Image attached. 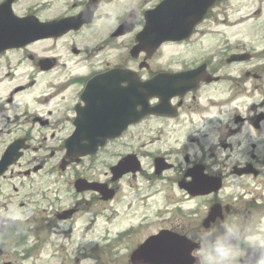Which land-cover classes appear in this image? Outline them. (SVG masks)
<instances>
[{"label":"rangeland","instance_id":"obj_1","mask_svg":"<svg viewBox=\"0 0 264 264\" xmlns=\"http://www.w3.org/2000/svg\"><path fill=\"white\" fill-rule=\"evenodd\" d=\"M118 11L119 9L114 10L113 13L116 14ZM201 29L205 30L202 32V36L193 38L189 43L181 45H163L153 57L151 56V59L148 60L149 71L155 70L161 66L181 68L183 66L193 65V62L197 63L205 53H209L210 51L216 53V49L219 51L222 49H227L228 51L243 48L256 49L257 54L255 53V58L250 63L228 64L223 61V63L220 64L221 68L219 73L226 75V78L204 88L206 96L212 98L215 102H218L220 96H228L234 93L233 90H235V94H240L238 90L241 89L243 85L239 86L237 90L236 79H244L241 75L244 69L262 68L263 70L261 72L262 74L264 73V66H260L264 62V0H229L226 5L214 10L209 20L201 26ZM121 38H125L124 42L121 41V39L117 40L115 44L110 45L108 48V50L111 51L106 53H112L113 63L120 62L135 66V63L137 64L136 59L125 57L127 56V47L130 46L132 41L128 43L126 37ZM67 40L69 41L70 39ZM63 43L64 42L58 41L57 44L60 46V44ZM89 45L90 44H85V46ZM104 48L106 49V47ZM60 52H65V50L61 49ZM63 56L58 58L56 67L49 73L44 74L42 79L49 77L50 80H53V78L56 80V78L59 77L61 80H64L65 69L61 68L64 62L68 64L72 63L73 68H79L82 61L85 62V56L79 57L81 64L77 63L79 62L78 59H75V61L73 57L71 58L69 55ZM101 57L102 54L98 55V58ZM11 68H14L11 58L0 59V78L2 81L5 80V77H3L5 73ZM25 71V69H18L16 73L17 77H13V79L6 82L4 88L0 91V95L6 96L7 90H10L13 85L19 83L26 84ZM29 71L30 69L28 68V72ZM28 74L31 76V73ZM39 76L40 74L36 77L39 85L36 84L30 88L27 87L24 91L15 96V101L3 109V114H10L19 110L22 101L25 99L29 102L31 100L30 103H33V99L39 95L40 91H43L41 88L42 79L40 80ZM23 80L24 82H22ZM58 83H60L59 80ZM61 83H64V81H61ZM247 84L249 85L248 87L253 84L260 87L262 80L251 78L248 79ZM73 88L75 89L76 87L73 86ZM255 95V97L249 98L247 101L258 100L260 96H258L257 93H255ZM62 105L63 104L59 105L52 116L58 113ZM34 106L35 109H44L39 107L37 103L34 104ZM217 107L218 105H213L211 101L207 102V100L200 96L191 98L189 95L185 99L184 111L180 116L181 119L170 121V129L166 127L168 136H162L156 131L160 120L150 118V120L144 122L142 125L133 127L122 140L116 141L113 145L109 146L105 153L92 161L91 166H88V160H86L83 166H81L84 168H80L81 172H83L81 175H84L87 180L97 179L99 182H107L106 184L116 189V195L111 200L102 201L98 199L97 195L92 193L75 194L73 183L77 173L75 170H78L77 165L66 166L64 169L66 172L64 171L65 173H61L65 176V179H62L60 174H58L56 176L58 178L56 183L52 181V175L49 177L50 180L45 175H42L41 169V173L39 177L36 176V180H38L40 185L47 189L48 192H46L47 196L43 198L39 195L37 187H35L36 194L32 198L33 204L28 205L31 211L35 212L34 219H32V222L35 221V224L32 226V222H26L22 225L27 227L25 232L29 231L31 232L30 234H32L27 237L30 240L41 237L43 240L42 243H46L47 245V249L49 250L48 253L50 251L52 253V250H54L53 248H59V246H57L59 244L64 245L62 249L65 250L66 253H71L72 255L73 253H77L78 249H81L82 253H84V255L87 254L86 257L89 258L82 259V263L80 264H116L115 262L118 261V255L126 253V255L129 256L131 249L136 245L135 243L142 239V230H138L137 234L135 233L133 237L123 238L119 236L118 238L119 231L126 227L128 219L137 220L143 212L154 213L157 211H168L172 208L171 215L177 216L180 219V223H182L181 228L185 229L186 235L190 239H195L208 245L215 243L212 240L215 234L199 228L200 218L203 219L206 215V208L201 203V200L178 201L177 198L185 197L181 196L174 181L161 182L160 179L153 177L152 163L147 153L155 152L159 147L167 148L169 145H173L176 149L185 144V149L193 153L197 151V145L199 143L205 144L207 150H215L217 142L222 141L221 137L217 136L219 128L213 131V122L204 116L214 114V110H216ZM190 118L194 119V127H200V133H202L200 134V139L192 144H189L185 135L182 134L190 129L187 124H184V122L188 121ZM46 127L47 125L44 128ZM39 128V126H35L34 142L40 149L35 153L30 151L25 159L34 154L38 156V161L44 164V168L45 165L47 166L50 163H55L62 153L58 152L53 156L50 153L47 157L41 156L46 154L47 144L49 142H54V140H50L48 137L43 138L39 135V131H41ZM61 129L67 130L68 126L64 125ZM172 129L176 130V132ZM138 135H141V137ZM176 137H181V139L175 141ZM130 150L137 151L142 155L144 170L135 177L128 175L122 180L111 182L110 164L116 163L120 159L119 155ZM41 163L35 161L31 165ZM148 178H150L151 181H148ZM3 181L9 184L10 192L8 194L14 200V203H12L14 204V209H17V195H13L14 192L12 191L9 179H3ZM18 181L19 179H17L16 183H18ZM159 187H162V190L169 191L172 200H169V202L165 200L164 197L161 196V191L160 193L157 191ZM227 192L228 195L232 192L236 195L241 191L233 186L228 187ZM3 200H5L4 193H1L0 201ZM234 201H236V196ZM75 203H79V213L76 215L77 219L74 227L68 223L54 219L51 215V213L54 212L52 211L53 209L67 208ZM237 205V207L243 209L246 204L243 202ZM23 209L26 210V208ZM13 211L17 213L15 210ZM11 215L18 217V215ZM28 216H30V214ZM166 217H168V215H166ZM88 218L94 222L86 228ZM231 221L235 222L240 229L244 228V225H247L249 222V220H244V218ZM157 222H161V220H157ZM49 226L51 227L49 228ZM33 227V230L40 228V231L35 232L31 230ZM54 231L56 232L49 235L50 232ZM240 231L246 234L251 232L249 229ZM113 241H115L114 244L116 245L106 246L107 244H113ZM91 245H94L95 250L88 253ZM117 246L122 248L119 253L117 251L119 249ZM111 249L114 250L111 251Z\"/></svg>","mask_w":264,"mask_h":264},{"label":"flooded vegetation","instance_id":"obj_2","mask_svg":"<svg viewBox=\"0 0 264 264\" xmlns=\"http://www.w3.org/2000/svg\"><path fill=\"white\" fill-rule=\"evenodd\" d=\"M4 1L6 0H0V4ZM89 1L90 0H12L10 4L12 11L11 16L15 23L23 24V32L26 31L25 27L29 24L26 19L27 17H36L41 22H55L58 29L53 35H46L45 37L37 39L23 38L19 45L7 46L0 50V59L3 56L5 58H11L14 67L24 68L27 71L29 68L30 73L34 75L35 72H37V74H40L41 79L44 74L49 73L55 68L59 57L69 55L71 58L73 57L74 60H79L80 56H85V62L82 61V64L81 62H77L82 65L81 67L66 68V83L59 84L54 78L53 80H50L49 77L41 80V83L43 84L42 92H45L47 95V97L43 96L44 100L49 101L58 97L62 99V102L66 103L67 107H69V111L63 117H59L62 124L69 125V128L63 131L67 134H70L73 131V122L77 118L78 108L85 105L83 92L90 79L107 72L115 65L136 71L139 79H142L143 81L150 77V73L148 74L146 69L140 68V65L145 60V53H139L137 57L132 58L130 55V46L127 47V56L125 57L137 60V64L135 63V66H133L120 62L113 63L112 53L106 52L111 51L108 50V48L110 45L115 44L116 39H121V41L124 42L125 38L121 37H126L128 43L131 41L134 42L138 31L145 25V12L153 9L159 2H161V0H93L97 2V9L94 12L87 10L83 20H77L76 18L85 10L84 5ZM115 1H123V7L119 9L115 15L116 19H110L111 16L105 11V9L108 8L109 5L112 7ZM119 14H124V18L120 21L117 18ZM11 16L6 17V23L8 25L13 24V20L10 19ZM126 19H129L128 28L131 30H124V32L119 35L120 37L116 38L113 34L114 31ZM3 33L4 32H2V34ZM67 39L70 40L68 41ZM58 41L64 43L58 46ZM99 41L102 43L100 46H98ZM85 44L90 45L85 46ZM89 47L92 49L99 47L97 51H102V53H100L102 54V57L98 58V55L100 54L91 52ZM104 47H106V49ZM61 49H64L65 52H60ZM45 59L53 60L49 61L52 63L51 68L41 67V62ZM219 70V68L210 69V72L212 75H219L220 81H222L226 78V75L220 74ZM262 70V68L246 69L241 73L246 80L251 78L262 80L260 87L254 84L248 87L249 85L245 84V86L239 91L242 95V101L255 97V93L260 96L258 100H251L252 103L249 105H246V102L243 103V107L247 109L245 114L242 115L237 113L238 110L234 111L235 114L232 110H228L225 105H220L219 109L215 110L214 115H211L209 119L213 122V131H216V129L219 128L217 136L221 137V139L226 135L231 138H238V140L234 139L236 150L239 154L238 159H240V164L238 163L237 166L246 164L254 166V164H258L260 167L256 168L258 170L259 179L257 182L264 188V73L262 74ZM33 81L34 80L31 77V82L28 87L33 86ZM73 86L76 88L74 89ZM207 86L209 85L201 84L196 93L188 94L182 99L177 97L174 98L172 103L175 105L177 104L176 106L179 108L178 116L173 119L170 117H157V119L160 120L159 125L161 127L164 126L166 130L167 128L170 129L169 122L179 120L181 113L184 111L183 107L185 105L186 97L190 95L191 98H196L198 92ZM26 88L27 87L24 85L17 84L10 90H7L6 96L0 95V111L6 106L11 105L15 101V96ZM94 89L97 90L98 88L94 87ZM234 98L235 97L232 99ZM153 102H157V100H153ZM223 104H225V102H223ZM48 105L50 106L51 103ZM92 117V115L87 116L89 119ZM47 123L48 118L36 117L32 113L31 115H28L27 110L24 107L17 110L12 115L0 114V155L6 147L16 141L19 142L22 149H24L22 150L23 153L20 160L15 165L9 167L5 174L0 176V193L3 192L2 189L6 191V194L10 192L9 184L2 182L3 179H9L13 191L16 192L18 191L16 181L20 178L21 181H19V183H21L23 187L26 186L29 188L22 197L25 199L33 197L34 175L36 172L39 173L41 171L40 169H42L43 164H39V166H37L39 168L35 170L36 165L31 164L35 162L36 159L34 157H28L24 160V158L30 151L36 152L35 150H38L34 145L35 124L44 127ZM257 123L259 124L258 127L256 126ZM184 124H187L188 127L193 129L194 120L190 118L188 121H185ZM242 131L253 133L254 136L243 134ZM174 132H176V130H174ZM52 135L54 136V134ZM196 139L199 138L194 135L190 137L191 141H195ZM248 139L252 142L250 146L247 145ZM222 144H224V142ZM223 147L225 148L226 145H223ZM208 154L211 155V152H208ZM171 155L172 153L169 152L160 156H163L166 160L174 164V167L168 171H173L175 173L174 182L179 185V182H186L188 180L187 178L184 179V177L193 170L195 162H193L194 159L192 156H187V158L184 156V163H180L178 160L172 161ZM198 161L199 164H202L205 162L204 157L199 158ZM182 193L185 194V191ZM188 196L189 195H187V197ZM207 197H209V195ZM12 202L13 199L9 195L3 203H0V218L3 220L4 224H6V229L2 233V236L4 237L0 241V264H30V262L31 264L51 263V259H43V245L23 244L18 242L16 235L17 232L22 229V225L25 223L26 218L21 220L18 219V217L11 215L10 204H12ZM23 204L24 202H22L21 206H23ZM213 204H215V198H210L208 207L210 208ZM243 210L249 214L260 215L259 213L264 212V196L257 200L254 199L253 202L246 204ZM77 211L78 207L74 206V212L76 213ZM74 216L75 215L73 214L72 218ZM161 220L162 223H160L158 228L154 230L155 232L163 229L164 226L173 231L181 230L185 232V229L181 228L182 223H180V219L177 216ZM222 223L236 225L235 222L226 220L225 218H218L210 224V227H215ZM25 229L26 228H24V230ZM245 229H249L251 232L262 230L260 233L264 234V223H248L242 228V230ZM212 233L217 234V232ZM12 241L17 242L12 243ZM60 256L64 258V264L82 263V258L75 257V255L72 259L69 258L70 255L66 253Z\"/></svg>","mask_w":264,"mask_h":264},{"label":"water","instance_id":"obj_3","mask_svg":"<svg viewBox=\"0 0 264 264\" xmlns=\"http://www.w3.org/2000/svg\"><path fill=\"white\" fill-rule=\"evenodd\" d=\"M217 0H188V6L185 5V7L183 8V6H180L178 8V19L176 22L168 25V26H164L163 27V37H162V40H165V39H181L185 36H187L188 32L192 29V27L194 25H196V23H198L202 17L204 16L205 12L207 11V9L209 7H211ZM203 4V6H202ZM183 8V9H182ZM182 17V21H180V18ZM191 20L189 21V24L187 25V21L188 20ZM160 42V41H159ZM141 45H145L144 42L141 43ZM126 74V73H125ZM156 84L155 83H152V85ZM127 87L125 88H122V89H127ZM154 90V89H153ZM185 90V89H183ZM129 91V89L125 92V94ZM163 93L166 94L165 91H163ZM150 94H161V90L159 91H150ZM172 94H177V92H171L168 97L172 96ZM149 96V94H147ZM127 96V95H126ZM167 97V98H168ZM135 99V98H133ZM149 112H157L156 110L154 109H146V113H149ZM132 116H126L128 115V113L125 114V116L122 118V121L119 122V120H116L115 121V128L109 130V136H113L114 134H116V132H118V130H122L123 128L126 127V125H128L129 123L133 122V121H136L138 120L137 117L138 115L136 114V112L134 111V108L131 109V113ZM116 119V117H115ZM116 127H118L116 129ZM107 137H101V138H97V137H94V138H86V139H82L80 141H86L87 143L85 144V148H82V153L83 154H86V153H92V152H95L97 147L101 144H104V141ZM79 140L76 141V140H73L72 143H70V146L68 147L69 149V153H68V157L70 159L73 160V158H75L74 156L76 155H79V153H77L78 151V146L79 145ZM130 162L131 163V160L130 159H126L125 162H122L120 163L117 167H115L113 169V172H114V178L117 179L119 178L123 173L129 171V170H132V171H136L138 169V167L136 165H134L132 163V165H130ZM81 186L80 184H77V187L79 190L81 189H84V187H79ZM112 196V193H109L108 195H106L105 198H109ZM155 246L156 244H150L148 246L145 247V249H148L149 246ZM144 249V247H141L139 248L133 255V257H137V258H142L141 255H142V250ZM153 262H156V261H153ZM163 263H170L172 264L173 262L171 260H168V259H164L163 260Z\"/></svg>","mask_w":264,"mask_h":264},{"label":"clouds","instance_id":"obj_4","mask_svg":"<svg viewBox=\"0 0 264 264\" xmlns=\"http://www.w3.org/2000/svg\"><path fill=\"white\" fill-rule=\"evenodd\" d=\"M219 228H223L224 232L217 236L215 243H202L195 252L197 264H240L241 252L233 240L243 239L250 248L264 250V234L253 236L242 233L237 225L231 223H222L206 231L219 232ZM252 264H264V257H254Z\"/></svg>","mask_w":264,"mask_h":264}]
</instances>
